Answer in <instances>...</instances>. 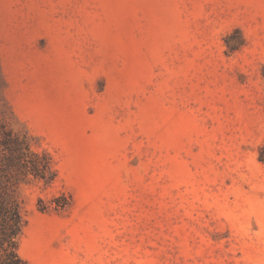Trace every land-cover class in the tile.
Instances as JSON below:
<instances>
[{"label": "rangeland", "instance_id": "obj_1", "mask_svg": "<svg viewBox=\"0 0 264 264\" xmlns=\"http://www.w3.org/2000/svg\"><path fill=\"white\" fill-rule=\"evenodd\" d=\"M264 0H0V179L22 264H264Z\"/></svg>", "mask_w": 264, "mask_h": 264}, {"label": "trees", "instance_id": "obj_2", "mask_svg": "<svg viewBox=\"0 0 264 264\" xmlns=\"http://www.w3.org/2000/svg\"><path fill=\"white\" fill-rule=\"evenodd\" d=\"M261 159L264 160L263 154ZM19 201L10 185L0 179V264H22L17 234L20 230Z\"/></svg>", "mask_w": 264, "mask_h": 264}]
</instances>
